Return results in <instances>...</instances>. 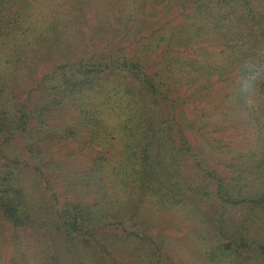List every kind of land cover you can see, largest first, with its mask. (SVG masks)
<instances>
[{"label": "trees", "instance_id": "obj_1", "mask_svg": "<svg viewBox=\"0 0 264 264\" xmlns=\"http://www.w3.org/2000/svg\"><path fill=\"white\" fill-rule=\"evenodd\" d=\"M0 264H264V0H0Z\"/></svg>", "mask_w": 264, "mask_h": 264}, {"label": "rangeland", "instance_id": "obj_2", "mask_svg": "<svg viewBox=\"0 0 264 264\" xmlns=\"http://www.w3.org/2000/svg\"><path fill=\"white\" fill-rule=\"evenodd\" d=\"M93 28L94 27L90 24L91 34L93 32ZM83 29L87 30L85 26ZM104 31H108V30L104 29ZM102 37H104V35H102ZM161 59L162 56H159L158 60ZM51 123L54 125H59L62 124V121L59 119L51 120ZM204 139H208V138L205 136H201L199 134L196 136V141L198 143H200V141H203ZM13 141L18 144L23 143L24 138L22 136H17ZM80 144H81L80 137H67L65 133H56L52 141L49 140V142L48 141L44 143L42 142L41 148L46 151L42 157L43 160L46 161L47 158L51 160L53 159L58 165L62 167L60 169H55V170L44 167V170L50 173L53 177L59 179L60 178L59 175L62 172H64V170L71 169L75 164L81 167V165L87 161L88 157L92 154V152L91 149L89 148H80L79 147ZM28 155H30V153H28ZM28 155L26 154L23 156L29 157ZM32 160L35 163H37L34 159ZM36 160L38 161L37 158ZM42 187L45 190H47L48 185L45 181L42 182ZM54 189L57 192V195L59 196L63 192V186L60 183H58L57 186H54ZM197 200H198L199 213H201L202 211H205L204 209H207L208 202L203 197H200ZM169 213L164 211L158 214L159 220H161V224L159 225L163 226L166 232L172 234L173 238L176 241V246L181 248L180 249L181 252L188 253L189 249L191 250L193 249L192 243L196 239L193 233V228L194 225H196L198 222L195 223V220L194 221L188 220L185 216L177 217L178 215H173ZM208 223L209 222H207V224ZM198 225H201V223H199Z\"/></svg>", "mask_w": 264, "mask_h": 264}]
</instances>
